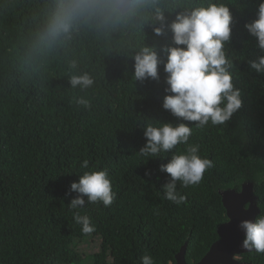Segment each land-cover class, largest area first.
<instances>
[{
    "label": "trees",
    "instance_id": "trees-1",
    "mask_svg": "<svg viewBox=\"0 0 264 264\" xmlns=\"http://www.w3.org/2000/svg\"><path fill=\"white\" fill-rule=\"evenodd\" d=\"M65 2L0 0V264H141L144 255L170 264L185 244L187 261H200L228 221L223 191L252 182L264 209V73L249 65L264 50L245 27L260 0H222L233 16L226 47L242 107L226 124L204 129L163 109V65L158 81L133 76L144 47L166 58L168 25L190 0H134L118 19L82 18L52 39L47 29ZM85 72L93 86L71 88L69 77ZM80 97L91 106L77 104ZM151 120L192 126L188 143L215 165L197 186L178 182L187 198L179 206L163 194L169 174L160 165L171 153L147 160L138 152ZM84 160L88 169L80 167ZM104 168L117 198L108 207L86 203L80 214L95 231L85 234L68 207L77 195L70 185L84 171ZM91 237L100 250L86 260L76 241ZM240 257L264 264V253L254 250Z\"/></svg>",
    "mask_w": 264,
    "mask_h": 264
},
{
    "label": "clouds",
    "instance_id": "clouds-1",
    "mask_svg": "<svg viewBox=\"0 0 264 264\" xmlns=\"http://www.w3.org/2000/svg\"><path fill=\"white\" fill-rule=\"evenodd\" d=\"M134 0H66L47 29L52 39L68 33L74 22L82 18L118 19L132 6ZM162 21L164 17H159ZM233 16L228 3L222 0H190L189 5L177 12L168 25L172 42L161 49L166 58L155 47H144L134 56V79L159 80L160 66L163 65L166 95L162 107L177 119L194 122L197 129L211 125H223L242 107L241 91L234 86L233 59L226 45L231 40ZM248 32L257 38L258 47L264 50V0H260L257 18L245 24ZM157 35L162 28H155ZM250 68L264 73V55L249 62ZM73 89L86 90L94 80L88 73L71 75ZM77 104L90 107V101L80 97ZM144 125L146 143L139 149L142 157L156 158L171 153L167 163L160 170L169 174L163 185L164 197L181 205L186 196L177 191V184L187 188L197 186L204 179L206 171L215 165L207 156L200 155L199 144H189L193 128L187 123L151 120ZM178 145H187L184 151ZM146 160V161H147ZM89 168V161L80 165ZM70 191L77 195L68 204L75 223L82 226V232L95 231L88 215L80 210L87 204L102 203L110 206L117 198L112 187V178L107 168L84 171L78 181H73ZM259 206V205H258ZM247 207V205H246ZM260 207V206H259ZM254 220H242L240 228L245 233L242 246L247 251L264 253V209ZM141 264H155L152 256L144 255Z\"/></svg>",
    "mask_w": 264,
    "mask_h": 264
},
{
    "label": "water",
    "instance_id": "water-1",
    "mask_svg": "<svg viewBox=\"0 0 264 264\" xmlns=\"http://www.w3.org/2000/svg\"><path fill=\"white\" fill-rule=\"evenodd\" d=\"M222 197L228 221L219 227V239L200 261L194 263L187 261L185 244L177 253L175 264H243L240 255L247 250L242 246L245 233L239 226L240 222L245 219L254 220L261 211L254 184L246 182L240 191L225 190Z\"/></svg>",
    "mask_w": 264,
    "mask_h": 264
},
{
    "label": "rangeland",
    "instance_id": "rangeland-1",
    "mask_svg": "<svg viewBox=\"0 0 264 264\" xmlns=\"http://www.w3.org/2000/svg\"><path fill=\"white\" fill-rule=\"evenodd\" d=\"M76 248L79 250L81 255L83 257H86V260L90 259V255L98 252L100 250V245H99V239L95 238H84L83 240H77L76 241ZM92 263V260L90 264ZM87 264V263H86Z\"/></svg>",
    "mask_w": 264,
    "mask_h": 264
},
{
    "label": "flooded vegetation",
    "instance_id": "flooded-vegetation-1",
    "mask_svg": "<svg viewBox=\"0 0 264 264\" xmlns=\"http://www.w3.org/2000/svg\"><path fill=\"white\" fill-rule=\"evenodd\" d=\"M240 260H241V257H240ZM170 264H175V263H170Z\"/></svg>",
    "mask_w": 264,
    "mask_h": 264
}]
</instances>
